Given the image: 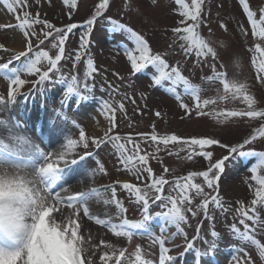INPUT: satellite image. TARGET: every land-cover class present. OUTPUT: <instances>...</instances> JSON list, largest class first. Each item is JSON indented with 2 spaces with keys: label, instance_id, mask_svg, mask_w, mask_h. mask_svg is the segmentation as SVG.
<instances>
[{
  "label": "snow or ice",
  "instance_id": "1",
  "mask_svg": "<svg viewBox=\"0 0 264 264\" xmlns=\"http://www.w3.org/2000/svg\"><path fill=\"white\" fill-rule=\"evenodd\" d=\"M8 13L15 17V25L0 24V28H15L22 34L24 50L18 51L13 58L5 63H0V79L7 82V98L0 95V112L5 111L16 100L21 88L28 82L22 76L36 75V85H44L46 82L63 84L66 87L64 96L61 99L62 108L68 104L69 99L76 97L77 102L92 99L94 88L89 87L88 79L93 77L97 69L91 57L86 59V69L83 73V82L77 75L65 77L63 73L53 78V73L59 72L58 65L65 58V42L70 33L77 29L76 23H69L64 28H55L47 20H42L39 14L33 16L27 8L28 0H2ZM157 4V0H152ZM243 14L250 25L251 35L258 41L249 51L252 53L251 65L255 69V79L264 85V8L259 9V15L249 5V0H238ZM69 14L77 8V0H63ZM178 5L179 20L177 25L171 29L173 47L178 44L182 56L187 59L194 57V66L208 64V58L213 61L208 66L211 68V75L202 77V83H194L182 72L179 62L169 64L165 56L153 53L149 41L138 31L119 21L107 18L110 24L109 31L126 35L129 43H121L120 48L127 62L130 64L133 73L141 72L147 67L154 68L151 79L154 85L164 89L178 102L179 107L184 111L185 116L195 113L198 117L210 116L218 124H227L233 119H246L247 122H257L250 133L243 139L242 143L229 145L222 143L219 139L212 137H190L182 138L176 134L159 135L155 131L138 134L144 142L150 141L155 145V152L164 150L169 146L176 147V151H169V155H179L186 152L184 157L192 160L199 156L209 161L204 171H191L185 176L176 177L171 181L164 175H155L149 166V154H140V143L134 141L131 136L122 137L119 134H112L117 127L116 108L108 100L101 101V109L109 122V127L102 137L88 136L85 130L75 121H71L79 129L78 139L66 138L57 150H46L41 143L47 145V139L41 136V143L35 142L30 135L24 131V125L15 117L10 120H0V129L6 130V135H0V264H96L97 257L99 264H153L151 260L144 259L140 246H137L130 256H126L127 249L118 247L111 242L100 240L99 244L93 243V236L87 234L83 229V218L94 221L96 225L102 226L112 233L114 237H123L131 242L134 235H146L153 244L159 245L158 264H174L176 257L169 255L170 248L166 242L171 243L177 236L185 238V251L194 249V241L202 240L207 245V252L202 253L195 249L197 264L202 255L208 252L214 253L217 247L219 234L213 229L209 235L211 240L200 236V227L196 228V236L188 240L183 225L188 223L186 212L193 217L199 212L207 220L214 221V216L209 214V206L213 205L216 210L222 212L230 211L225 208L219 194L213 195L205 192L204 185L208 189L216 191L220 173L224 171L225 163L233 154L244 158H255V162L248 169L251 173V180L254 185L249 184L253 190L254 198L249 207L243 203L235 209L230 232L233 237L240 241L242 246L237 252L243 253L244 259L234 256L236 264H253L245 248L253 247L264 262V242L258 238L264 235V221L258 215V206H264V152H258L246 146L257 141H264V107H258L256 97L250 92V86L246 80H240L235 75L229 77L220 64L221 70L217 69L218 54L216 49L200 32L203 23V9L205 0H175ZM110 0H98L90 17L80 25L84 29L80 37L79 50L73 58V67L82 61V51L86 50L90 43V35L93 26L98 19L105 18L109 9ZM35 26H41L36 31ZM221 28H226L221 23ZM241 33L247 37L248 29L243 25L239 26ZM38 41L33 45L32 38ZM51 38V48L57 53L53 57L48 50L40 47L46 40ZM0 45V48H3ZM23 58V59H22ZM14 61H21L13 66ZM46 63V70L42 66ZM114 75H118L115 74ZM203 84L214 86V97L203 98L202 93L208 89ZM111 87V85H109ZM177 89H180L178 91ZM103 90V89H102ZM187 96L192 103H185L183 97ZM238 101L244 107L240 109H220L215 106L220 102ZM135 103V101H133ZM124 104L119 103V110H124ZM58 118L65 122L69 118L62 110H57ZM155 115L159 117L160 112ZM183 118V117H182ZM89 142L97 149L104 145H110L114 150L119 163L127 173H130L144 184L123 182L120 187L135 197V202L141 206V219L130 220L125 215L127 208L117 198V187L109 185L105 188L89 187L86 190L78 191L69 195L65 187V178L68 172L73 171L72 166H78L93 153L85 151L83 155L77 154V149L89 148ZM128 145H132V154H129ZM212 146H219L227 149L229 155L213 161ZM155 155L154 153L152 154ZM97 167L89 170L86 175L94 177L97 172L106 174L105 167L98 159ZM168 173L167 167L163 168ZM146 174V176H145ZM202 177L203 184L197 183L196 178ZM150 181V182H149ZM119 183V182H117ZM247 183V180H246ZM168 192L165 194V186ZM59 189V190H57ZM149 191L155 193L154 197L149 196ZM194 191L196 197H201L199 204L193 210ZM110 192V197L105 193ZM175 193V195H173ZM161 202L163 210L155 214L151 212V204ZM103 204L105 206V218H100L91 211V204ZM115 206V212L107 211L109 206ZM187 206V207H186ZM251 213V214H250ZM159 218L162 222L158 230L159 234L148 227V222ZM118 221V222H114ZM251 221V225L248 223ZM174 227L175 232L169 233V228ZM100 245L103 247L101 248ZM180 247V245H173ZM181 253L180 255H183Z\"/></svg>",
  "mask_w": 264,
  "mask_h": 264
},
{
  "label": "rangeland",
  "instance_id": "2",
  "mask_svg": "<svg viewBox=\"0 0 264 264\" xmlns=\"http://www.w3.org/2000/svg\"><path fill=\"white\" fill-rule=\"evenodd\" d=\"M97 2L98 0H77V8L73 9L71 14H69L67 6L63 4V0H28L29 7L27 8L33 16L39 14L42 20L49 21L55 28H64L69 23L78 25L77 29L69 34L65 42V58L58 65L59 72L52 75L53 78L61 73L69 78L71 75H77L83 82L86 59L91 57L97 69L93 77L87 81L89 87L94 88L91 94L92 99L77 102L76 97L73 96L69 99L68 104L62 108L61 99L66 90L65 85L51 82L36 85L33 83L38 80L36 75L22 76L32 85L28 86L25 91L20 90L15 102L5 111L0 112V120H10L15 117L24 125V130L31 137L34 136L39 140L43 136L44 127L48 129V132H58L62 138L59 145L61 146L66 138L78 139L79 137V129L71 121H75L82 127L88 136L102 137L109 127V122L101 109V101L108 100L116 108L117 127L112 134H119L122 137L131 136L134 141H138L141 149L140 154H149V166L153 169L154 174L157 176L164 175L170 181L176 177L185 176L191 171L206 170L209 161L199 156L187 160L184 158L187 155L186 152H180L179 155H169V151L175 152L177 150L172 145L169 146L168 150H164L161 145V151L155 152V145H152L150 141L147 143L142 141L138 134H150L153 131V126H155V131L159 135L176 134L182 138L212 137L219 139L222 143L234 145L242 143L243 139L250 133L251 128L257 126V122L246 123L247 118L233 119L222 125L210 116L198 117L195 113L190 117L185 116L184 111L179 107V102L172 95L165 92L163 88L153 84L151 77L154 74V68L149 66L138 73L131 71L130 64L120 48L121 43H129L130 45V42L127 41L125 34L109 31L110 24L107 19L109 17L142 34L149 41L153 53L165 56L169 64L175 65L179 62L183 74L194 83L201 84L202 77L211 75L212 70L208 66L213 62L211 58H208V64L194 66L195 58L188 57L185 59L178 44L169 47L173 38L171 29L177 25L179 20L178 5L175 4V0H157L155 5L152 0H110L105 18L97 20L90 35L89 45L86 50H81L82 61L78 62L76 67H73V58L76 51L79 50L80 37L84 32V29L79 26L83 25L90 17ZM0 5H3L2 0H0ZM249 5L253 11L257 12L258 16L259 9L264 8V0H249ZM10 16L14 19L13 24H6V21L1 17L0 24L15 25L17 23L15 17L12 14ZM202 19L200 32L217 51V69L221 70L219 65L223 64L224 69L222 70L226 71L229 77L235 75L240 80H246L250 86V92L258 101L257 106L264 107V85H261L255 79V69L251 65L252 53L249 51L258 41L251 35L250 25L238 0H205ZM221 23L225 24L226 28H221ZM240 25L248 29L247 37L241 33ZM35 27L36 31L39 32L41 26ZM16 34L22 37L19 30L15 28H0V45L4 46L0 48V63L9 61L16 52L24 50V43L19 49L8 45V39ZM50 42L51 38L46 40L44 45L40 47L48 50L49 54L54 57L57 50L51 48ZM32 43L35 46L38 41L33 37ZM20 63L21 61H14L13 66ZM46 68L45 63L42 70H46ZM114 73L118 75H114ZM203 87L208 89L202 93L203 98L215 96L214 86L203 84ZM7 88V82L0 79V95H4L5 98H7ZM23 88H26V86L24 85ZM177 90L180 91V89ZM183 100L189 105L192 103L187 96H184ZM44 103L47 104L48 108L44 106ZM119 103L124 104L123 111L119 110ZM213 107L217 110L240 109L244 105L238 101H227L210 106L207 110L210 111ZM57 110L65 112L69 121L65 122L58 118L56 115ZM156 112H160L161 115L157 117ZM96 114L100 115L101 120L104 122L101 131H96ZM89 120L92 121V128L89 125ZM6 134V130L0 129V135ZM49 148L52 147L49 146ZM95 148L89 142V148L84 149L81 146L77 149V154L83 155L85 151H92ZM128 148L130 149L129 154H132V145H128ZM249 148L264 152V141H257L246 146L245 150ZM206 150L213 152L212 162L229 155L227 149L219 146H212ZM97 159L103 163L106 174L97 172L94 177H89L86 173L97 167ZM254 162L255 158H244L233 154L226 161L224 171L219 174L218 189L213 191L204 185L206 193L215 195L218 192L224 207L229 208L230 211L222 212L210 205L209 214L214 216V221L205 219L202 211L195 217L190 212H186L188 223L183 225V228L188 240H193L196 236L198 226L202 238L211 240L209 233L213 229L219 234L214 253L208 252V254L202 255L199 258V264H236V261L233 260L234 256L240 257L243 261V253L236 250L242 244L233 237L230 226L235 222L242 229V226L238 224V219L233 220L235 209L239 206L238 202L243 203L245 207H249L251 200L254 198L253 190L249 187V184L254 185L255 182L251 180V173L248 171ZM73 167L75 169L70 175H66L71 178V180L65 181L68 192L62 193V195L75 193L70 191L73 185H76L77 191L79 189L86 190L93 186L103 189L106 186L115 185L117 187V198L128 210L125 214L127 218L130 220L141 219V206L135 202L134 196L120 187V184L123 182L136 183L142 188L144 184L126 172L110 145L102 146L96 152L94 151L91 157H87L85 161ZM165 167L169 169L168 173L163 172ZM73 176L75 177L72 178ZM195 182L203 184V178L197 177ZM167 192L168 186L166 185L165 194ZM190 194L193 196L191 207L196 210L195 206L200 203L202 198L196 197L194 191ZM105 195L110 197V192L105 193ZM154 195V192L149 191L150 197H154ZM150 204V210L153 214L163 210L159 201L152 203L150 199ZM91 211L100 218H105V206L103 204L92 202ZM107 211L114 213L115 206H109ZM258 215L261 221H264V206H258ZM86 222L95 224L94 221H89L87 217H84L82 224L86 225ZM161 223L159 218H155L148 222V227L159 234L158 230ZM248 223L251 225V221ZM89 231H91L90 228ZM175 231L174 227L169 228V233ZM98 234L96 236L91 235L95 238L93 239L94 243L99 244L102 239L118 247H125L127 249L126 256H130L135 248L140 246L144 259L151 260L153 264H158L159 245L153 244L148 236L134 235L131 242H129L126 238L114 237L107 229ZM258 238L264 242V235L258 234ZM185 243V238L182 236H177L171 243L166 242L165 246L170 248L168 254L176 257L174 264H197L195 249H199L202 253L208 251L207 245L200 239L194 241L193 250L185 251ZM173 245H180V247H173ZM100 247L103 246L100 245ZM245 251L251 257L253 264H264L254 246L245 248ZM181 253L184 254L180 255ZM98 255L94 258L96 264H99Z\"/></svg>",
  "mask_w": 264,
  "mask_h": 264
},
{
  "label": "bare ground",
  "instance_id": "3",
  "mask_svg": "<svg viewBox=\"0 0 264 264\" xmlns=\"http://www.w3.org/2000/svg\"><path fill=\"white\" fill-rule=\"evenodd\" d=\"M0 17L6 21V24H13L14 23V19L10 16V13H8L6 7L4 5H0ZM8 45L13 47V48H21L23 43H22V37L19 35V34H16L14 37L8 39ZM96 118V131H101V129L103 128V124L104 122L101 120L100 118V115H97L95 116ZM32 124V122L30 123V125ZM89 125L90 127L92 128V121L89 120ZM26 132V130H24ZM43 131L42 132L43 134V137L45 136V138L47 139V146L43 143H41V140H39L38 138L36 137H32V139L37 142V143H41V146L42 147H45L46 150H57L59 149L58 147H60V143H61V136L58 132L56 133H52V132H48V129L47 128H43ZM28 134V132H26ZM29 135V134H28ZM49 146H51L52 148L50 149ZM73 169H75L73 166H72ZM72 171L68 172V174L70 175ZM69 175L66 176L65 178V181H68V180H71V178H69ZM75 176H73L72 178H74ZM66 183V182H65ZM70 190V189H69ZM71 192H78L76 190V185H73L71 187ZM79 191H83V189H79ZM89 228L91 231H89ZM83 229L84 230H87V234H89L90 232V235L93 234V236H96V235H99L98 233L102 232L103 230H105L102 226L100 225H96V224H93L91 222H86V225H83ZM93 239H95L93 237ZM94 243V241H93Z\"/></svg>",
  "mask_w": 264,
  "mask_h": 264
}]
</instances>
